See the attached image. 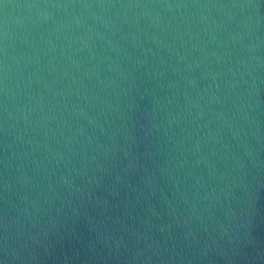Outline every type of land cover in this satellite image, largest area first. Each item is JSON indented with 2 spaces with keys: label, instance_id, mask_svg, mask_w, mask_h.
<instances>
[{
  "label": "water",
  "instance_id": "obj_1",
  "mask_svg": "<svg viewBox=\"0 0 264 264\" xmlns=\"http://www.w3.org/2000/svg\"><path fill=\"white\" fill-rule=\"evenodd\" d=\"M0 264H264V0H0Z\"/></svg>",
  "mask_w": 264,
  "mask_h": 264
}]
</instances>
